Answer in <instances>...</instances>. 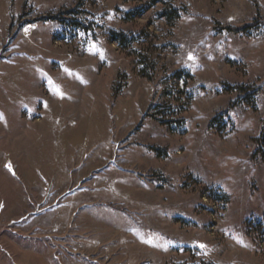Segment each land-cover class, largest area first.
Segmentation results:
<instances>
[{
    "label": "rangeland",
    "instance_id": "374dc122",
    "mask_svg": "<svg viewBox=\"0 0 264 264\" xmlns=\"http://www.w3.org/2000/svg\"><path fill=\"white\" fill-rule=\"evenodd\" d=\"M0 264H264V0H0Z\"/></svg>",
    "mask_w": 264,
    "mask_h": 264
},
{
    "label": "trees",
    "instance_id": "16d2710c",
    "mask_svg": "<svg viewBox=\"0 0 264 264\" xmlns=\"http://www.w3.org/2000/svg\"><path fill=\"white\" fill-rule=\"evenodd\" d=\"M257 24H259V21H255V23L253 24H248V25H245L243 27H237V28H231V29H234V30H245V29H248L250 27H254L256 26Z\"/></svg>",
    "mask_w": 264,
    "mask_h": 264
},
{
    "label": "snow or ice",
    "instance_id": "6c2138e0",
    "mask_svg": "<svg viewBox=\"0 0 264 264\" xmlns=\"http://www.w3.org/2000/svg\"><path fill=\"white\" fill-rule=\"evenodd\" d=\"M200 247H205L204 245H200Z\"/></svg>",
    "mask_w": 264,
    "mask_h": 264
},
{
    "label": "bare ground",
    "instance_id": "6f19581e",
    "mask_svg": "<svg viewBox=\"0 0 264 264\" xmlns=\"http://www.w3.org/2000/svg\"><path fill=\"white\" fill-rule=\"evenodd\" d=\"M72 123H73V121L71 122V124H72ZM73 124H74V123H73ZM73 124H72V125H73Z\"/></svg>",
    "mask_w": 264,
    "mask_h": 264
}]
</instances>
